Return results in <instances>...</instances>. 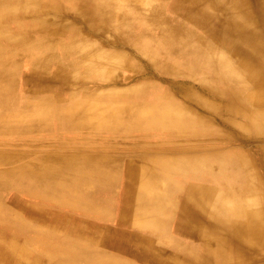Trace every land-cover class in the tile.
<instances>
[{"label":"bare ground","instance_id":"6f19581e","mask_svg":"<svg viewBox=\"0 0 264 264\" xmlns=\"http://www.w3.org/2000/svg\"><path fill=\"white\" fill-rule=\"evenodd\" d=\"M0 264H264V0H0Z\"/></svg>","mask_w":264,"mask_h":264},{"label":"rangeland","instance_id":"374dc122","mask_svg":"<svg viewBox=\"0 0 264 264\" xmlns=\"http://www.w3.org/2000/svg\"><path fill=\"white\" fill-rule=\"evenodd\" d=\"M119 142H121L122 140H118ZM123 143V142H122ZM47 207V206H46ZM67 215H69V216H77V217H79V218H82V217H84V216H82V214L81 213H77V212H73V211H68V212H65Z\"/></svg>","mask_w":264,"mask_h":264}]
</instances>
